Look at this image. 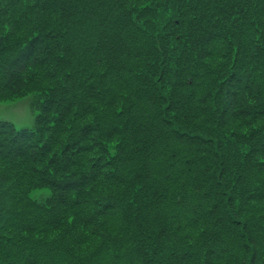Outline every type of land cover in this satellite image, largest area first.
I'll list each match as a JSON object with an SVG mask.
<instances>
[{"label": "trees", "instance_id": "1", "mask_svg": "<svg viewBox=\"0 0 264 264\" xmlns=\"http://www.w3.org/2000/svg\"><path fill=\"white\" fill-rule=\"evenodd\" d=\"M65 1L73 11H59L64 20L52 29L55 48L41 61L56 84L39 99L50 101L26 131L28 143L0 152V264H264V0H249L232 13L245 0H224L222 9L212 8L213 0L181 1L187 13L168 7L171 0ZM205 1L210 10L200 12L196 3ZM140 6L156 17L147 28L136 18L144 14ZM216 20L235 26L219 31L210 27ZM194 22L205 35L202 43L187 35ZM232 51L237 64L226 63L228 76L219 79L210 68ZM141 53L148 62L129 67ZM151 63L161 64L154 74L160 83ZM207 65L212 86L198 68ZM128 68L133 75L123 79ZM222 82L229 89L220 93ZM187 83L195 97H188L192 90L182 93ZM201 86L216 87L219 115H232L220 127L209 123L218 108L195 101L198 95L201 105L209 100V94L200 98ZM97 97L107 106L129 103L105 117ZM98 127L91 144L88 133ZM103 135L118 143L107 174L98 164L104 163L100 149L107 148ZM61 146L62 152L50 153ZM39 186L52 191L43 202L30 197Z\"/></svg>", "mask_w": 264, "mask_h": 264}, {"label": "rangeland", "instance_id": "2", "mask_svg": "<svg viewBox=\"0 0 264 264\" xmlns=\"http://www.w3.org/2000/svg\"><path fill=\"white\" fill-rule=\"evenodd\" d=\"M70 1V3H72L73 1L76 0H68V2ZM80 1V0H78ZM84 1V0H82ZM82 1H81V6L82 5ZM86 1V0H85ZM140 4L145 5V4H151V3H157L160 4L162 2L165 1H170V0H139ZM181 1H185V0H175L172 1L171 0V4L168 5L169 6H173L174 10H179L180 8H182V11L184 13H187L190 11L189 7L186 6V4L184 2ZM210 1V0H209ZM224 0H213L211 1V4H213V7H218V8H224L223 5H219V4H223ZM160 2V3H159ZM186 2V1H185ZM249 2V0H245V1H241L239 3L234 4L233 9L231 10V13L234 12L237 8L239 9L242 5H246ZM66 1L65 0H0V139H4V143H3V147L0 148V152L3 151H12L11 148L14 146H10V144H14L16 147L19 146L21 143L23 144L24 141H27L30 139V136L28 134H25L26 131L32 130L35 125H36V119L38 117V115L41 113V109L40 106L42 108V105H46L49 103L50 99H48L47 101H43L40 100V92H44L45 89H51V87H55V82L54 84H52L53 82H51L50 79H48L49 75L46 73L45 68L42 66V64H44L43 61L45 59L46 56L50 55V52L53 51V49L55 48V43H56V36L54 34H52V31L54 30L53 27L54 25L58 24V22H60V19L64 20V18H62V16H64V14L60 15L61 10H63V7L67 10V7L70 5L66 6ZM136 3L135 1H132V4ZM190 3V2H189ZM197 4V8L198 10H200V12H206V8L208 10H210V6L208 4L207 7L206 4L207 2L205 1L204 3H196ZM128 6H132L130 4H127ZM182 7H181V6ZM73 5L70 6L71 11H73L72 8ZM77 7L74 8H78L81 9V6H79L78 4H76ZM141 7V11H144L142 16H138L137 15V10H133V14L137 15L136 18H139V24L141 23L142 25H146L147 28V24L151 23L153 20V22L155 21L156 17L154 15V12L148 13L147 6H140ZM172 7V8H173ZM120 9V8H119ZM154 9V8H153ZM181 10V9H180ZM116 12H113L114 15L118 14V12H120V10L115 9ZM72 13V12H71ZM222 12H219L216 14L217 16L214 17H218V16H222L221 14ZM60 15V16H59ZM180 15L183 14L180 13ZM68 16V15H66ZM32 17V18H31ZM148 18V21L146 22L144 20V18ZM41 18V19H40ZM40 19V20H38ZM38 20V23L35 24ZM58 20V21H57ZM190 20V18H189ZM224 20H227V18H225ZM221 21V20H220ZM220 21H217L212 23V25L210 27H218L217 30L222 31V27L226 26V30H228L227 33H229V31L233 29V27L235 25H231L228 21L225 22L224 24H219ZM43 22V24H42ZM34 23V27L33 24ZM55 25V27H56ZM149 27V26H148ZM263 30H264V26H260ZM53 29V30H52ZM130 30V28H128ZM123 33V35L125 34V32L127 30L125 29H121ZM153 30H155V28H153ZM211 31V30H210ZM222 33V32H220ZM224 34V33H222ZM258 33H254V37L257 35ZM187 35L190 36H194L195 39H198V41L200 43H202L203 41V37H205V35L200 36L201 35V30L198 26L197 22L191 23L188 25L187 27ZM169 36V35H168ZM175 38L177 36H174ZM173 37V38H174ZM180 36H178L177 38H179ZM202 37V38H201ZM172 38V37H171ZM172 38V39H173ZM174 40H177V38ZM26 40L24 43H26V47H24L22 49V46L24 43H21L18 46H13L10 47L11 43H15V42H20V41H24ZM145 40H147L145 38ZM179 40V39H178ZM192 42H194L192 40ZM236 44V42H235ZM20 46V50L17 52V54L15 56L10 57V52L11 51H15L18 47ZM60 46L64 47L62 44V41L60 40ZM194 46H197L194 45ZM61 47H58L59 50L61 49ZM230 49V46H228ZM110 51V50H109ZM8 53V54H7ZM235 52L232 51L231 56H228V58H223L219 61V63L215 64V69L214 66L210 68V70L212 72H216L219 75V79L221 78H227L226 75V71L224 70V66L227 63L228 66H230L233 69L235 67V65L237 64L236 61H234V59L236 57H233V54ZM10 54V55H9ZM164 51L158 55V59H163L164 57ZM31 55V57H30ZM236 55V53H235ZM166 57V55H165ZM226 57V56H225ZM193 57H191L192 59ZM148 57H144V55L139 54L137 57H133L130 58V60L128 62L130 63L129 67H133L135 65V67L137 65H144V63L148 62ZM47 61V60H46ZM78 63V59L76 58L75 61H73V64H77ZM163 64V63H162ZM161 64H152L150 68L152 73H153V77L154 74L156 75V68L157 66H160ZM207 66H198V68L200 69V75L203 73L206 76V80H208L209 85H213L212 84V76L209 74L205 73ZM134 67V68H135ZM155 68V69H154ZM21 69H26V74H27V70L30 73H33L32 76L30 75H20ZM73 70V67H70V71ZM36 71V72H34ZM43 72L44 75H38V73ZM134 71L132 69H129L125 72V75H123L122 73H120V75L123 77L124 76H130L133 75ZM128 74V75H126ZM261 79L264 78V76H260ZM17 79L21 80L24 83L23 87H19V88H15L11 86V82H16ZM155 79V77H154ZM162 78H156L155 80L158 81V83H160V80ZM196 80H194L195 82ZM58 84H60V81H57ZM111 83V81H110ZM166 84V83H165ZM130 85V84H128ZM226 84L222 82V84L220 85V93H223L224 90H228V86H225ZM126 89L127 92V87L124 88ZM192 90V93L189 94L188 97H190L192 95V97H195V87L192 84H188L186 85V88H183L182 93L185 92L184 94H187L189 91ZM216 91V87L215 88H208V86H201V89L198 93H200V98H202L203 96H206L207 94H209V100L208 98L206 99V101L202 102V105L200 104L201 101H199V95H198V100H195L198 102L199 107H203L204 108H210L213 105H215L218 108V114H216V116H211V121L209 122L211 125H215V127H220L221 124L223 125V121L224 120H230L231 118V114L229 116H227L225 113H220L219 115V111L221 110V106L219 105L220 101L215 100V96L213 97L214 92ZM228 93V92H227ZM264 93V92H263ZM141 94V93H139ZM197 94V93H196ZM188 95V94H187ZM166 96V95H165ZM186 96V95H185ZM133 100L134 97L136 98V95L133 94ZM73 95H70L68 97V99L72 100ZM212 98H214L212 100ZM97 102L95 103L97 105V109H99V111L105 110V113H101L104 114L105 117L111 116L112 113H114V111L112 110H116V109H123V106L128 105L129 101H122L119 100V102L117 100L116 103H112L109 106H107L106 101L104 100L105 103H103L102 99L97 97L96 98ZM187 99V98H186ZM39 102V109L37 108V106L35 105V103ZM43 102V103H42ZM94 102V99H93ZM200 102V103H199ZM254 102V101H253ZM122 103V105H121ZM260 104V100H257V102L254 104L253 106V113H255L257 106ZM214 106V107H215ZM214 109V108H213ZM51 112L53 113L52 116H54V110H51ZM199 112V111H198ZM199 113H205V111L201 110V112ZM259 115V113H257ZM203 115V116H202ZM201 119L203 120L202 122L206 121V115L202 114ZM222 116L226 117L225 119L222 118ZM73 118H75V116H72ZM262 117V119H264V115L260 116ZM93 117L91 116V119ZM89 118V120H91ZM217 119H218V126L217 125ZM202 122H199L202 123ZM116 127V126H115ZM93 129V128H92ZM100 131V128H96L94 130H91L88 134L89 137H87V141L91 144H95V141H90L94 139V137H96V132ZM122 132V131H121ZM24 133V134H23ZM204 133V132H203ZM202 133V134H203ZM122 133H119L117 136V139L120 142H123L124 137L121 135ZM206 135V134H203ZM11 136V138H10ZM104 136V135H103ZM10 138V139H9ZM106 137L104 136V139ZM12 139V140H11ZM102 139V138H100ZM99 139V140H100ZM16 141V142H15ZM35 141V140H34ZM97 141V140H96ZM105 143L107 145L106 150L103 149V147L100 149V153H103L101 156V162L104 163H98L101 164L100 167L102 168V171L104 173L107 174V172L112 170V165L109 166L110 163V159L109 157H112V154L116 152V147L118 145L117 141L114 140H110L109 138L106 140L105 139ZM7 146V147H6ZM6 147V150L4 149ZM33 146H31V154L32 157H36L37 153L36 149L33 150L32 148ZM61 147L58 148H53L54 150L50 153L53 152H62L61 151ZM99 151V150H98ZM48 152V153H49ZM89 155V157L91 158L93 155L91 153L87 154ZM50 156H47V158ZM126 162V161H125ZM1 163V162H0ZM94 165V162H93ZM5 165H0V170L5 171L4 170ZM183 178L181 177L173 186H172V190L174 192L178 191L181 187V180ZM8 183V182H7ZM8 185V184H7ZM2 191L5 189L4 187L0 188ZM52 191L50 189V187H46V186H39L34 188L33 190H30V197L38 200L37 202H43L42 200H44L45 198L49 197L51 195ZM3 203L0 204V206ZM94 257V256H93ZM129 259H126L125 263H127Z\"/></svg>", "mask_w": 264, "mask_h": 264}]
</instances>
